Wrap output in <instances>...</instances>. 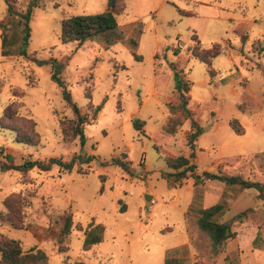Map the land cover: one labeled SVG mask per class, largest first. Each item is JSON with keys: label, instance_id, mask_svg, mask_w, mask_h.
<instances>
[{"label": "rangeland", "instance_id": "1", "mask_svg": "<svg viewBox=\"0 0 264 264\" xmlns=\"http://www.w3.org/2000/svg\"><path fill=\"white\" fill-rule=\"evenodd\" d=\"M28 1L0 0V162L7 154L15 164L92 158L75 159L70 170H0V212L6 198L19 195L24 213L22 229L0 223V236L23 250L43 249L49 264H164L167 256L183 264H264L257 190L164 177L174 171L165 158L183 155L195 174L264 183V0H124L112 34L81 43L60 41L61 20L104 11L107 0H41L26 41L21 14ZM215 44L221 52L210 66L192 54ZM52 67L86 116L84 144L64 136L62 122L68 127L75 115ZM181 84L201 127L192 144L188 120L172 134L163 128ZM11 103L16 115L5 119ZM233 118L243 134L229 125ZM134 119L144 121L140 130ZM34 130L37 141L19 142ZM219 200L225 207L218 219L235 234L215 253L196 219ZM67 213L73 226L60 253L56 237ZM90 231L100 240L85 248Z\"/></svg>", "mask_w": 264, "mask_h": 264}, {"label": "trees", "instance_id": "2", "mask_svg": "<svg viewBox=\"0 0 264 264\" xmlns=\"http://www.w3.org/2000/svg\"><path fill=\"white\" fill-rule=\"evenodd\" d=\"M41 0H29L26 11L21 14L23 18V39L28 40L30 27L29 20L34 7H39ZM124 0H107L106 9L104 11L94 14H82L72 15L65 17L61 20V34L60 41L62 43L67 42H83L87 39H92L101 35H111L113 31L118 27L116 15L124 9ZM12 6L7 3V12L13 13ZM3 40V39H2ZM4 41V40H3ZM220 46L218 44L213 45L210 49H193L192 54L197 57L200 61L211 65V60L220 54ZM212 68L209 69V72ZM51 78L61 87L62 98L66 104L73 111L75 118L67 121L68 127L62 122L61 127L64 131L66 139L78 138L81 144L85 143L86 136L84 133V124L86 116L83 115L78 105L73 101L70 90L66 88L63 81L59 79L54 68L52 67ZM178 91V103L169 105V112L171 114L168 122L164 125V130L172 134L175 132L176 126L181 125V118L189 121L190 131L188 132V143L192 144L201 132V127L194 118V113L188 107L189 98L186 96L188 91L186 84L177 86ZM84 96L91 99V94L85 91ZM101 105L94 108V113L99 111ZM16 115L13 103L6 106L4 110L5 119H13ZM31 120V119H30ZM35 126V122L31 123ZM144 125V121L140 119L133 120V126L135 129L140 130ZM229 125L233 131L237 134H243L244 129L240 122L233 118L230 120ZM38 134L34 130L30 135H24L18 138L19 142L37 141ZM6 162H0L1 171H21L26 172L30 169L37 168L40 170H49L52 165L70 170L73 167L75 159L81 158L83 161L90 160L91 156L80 157L79 155L73 156L68 161H63L60 158L49 157L47 159H26L19 164H15L12 161L11 155H6ZM165 162L172 172L164 173V177L169 179L170 176H174L176 179H183L190 175L193 177V184L197 185L204 180H217L224 182L227 185H238L244 189H255L258 192V197L264 199V183L259 181H253L244 179L238 175L227 176L220 173H212L204 171L201 174L194 173V165L189 162L188 158L183 155L175 157H166ZM124 169L126 166L124 163H120ZM224 201L219 200L218 202L211 204L207 207L200 208L198 210V217L196 219L197 226L200 230L204 231L210 240L211 247L215 253H218L226 241L233 237L235 232L231 230L229 223L221 222L218 218L224 211ZM4 209L0 212V223H8L15 229L23 228V198L19 195H11L6 198L3 202ZM73 226V219L71 213H67L64 216L63 224L60 232L56 237L58 251L60 253L67 251V238L71 232ZM90 227V226H89ZM88 227V229H89ZM85 229V234L88 232ZM102 227L100 228V230ZM90 233L86 235L84 241V247H88L91 243H97L100 240L99 236L91 238ZM65 259L64 261L67 263ZM0 264H49L48 255L46 252L36 246H32L27 250H23L20 243L13 238L0 236ZM69 264H88L86 262L75 260ZM164 264H183V261L174 257L167 256L164 260Z\"/></svg>", "mask_w": 264, "mask_h": 264}, {"label": "water", "instance_id": "3", "mask_svg": "<svg viewBox=\"0 0 264 264\" xmlns=\"http://www.w3.org/2000/svg\"><path fill=\"white\" fill-rule=\"evenodd\" d=\"M145 199H146L147 203H149V200L151 199V197L147 195Z\"/></svg>", "mask_w": 264, "mask_h": 264}]
</instances>
